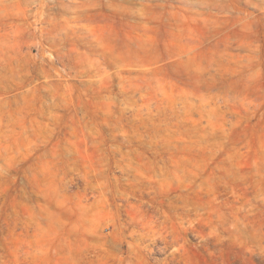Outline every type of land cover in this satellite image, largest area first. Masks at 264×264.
Instances as JSON below:
<instances>
[{
  "label": "rangeland",
  "instance_id": "374dc122",
  "mask_svg": "<svg viewBox=\"0 0 264 264\" xmlns=\"http://www.w3.org/2000/svg\"><path fill=\"white\" fill-rule=\"evenodd\" d=\"M0 0V264H264V0Z\"/></svg>",
  "mask_w": 264,
  "mask_h": 264
},
{
  "label": "bare ground",
  "instance_id": "6f19581e",
  "mask_svg": "<svg viewBox=\"0 0 264 264\" xmlns=\"http://www.w3.org/2000/svg\"><path fill=\"white\" fill-rule=\"evenodd\" d=\"M80 4L78 0H71L69 4L66 5L67 8L76 10L80 7Z\"/></svg>",
  "mask_w": 264,
  "mask_h": 264
}]
</instances>
